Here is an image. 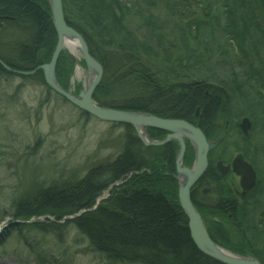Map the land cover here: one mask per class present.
I'll return each mask as SVG.
<instances>
[{
    "label": "trees",
    "instance_id": "obj_1",
    "mask_svg": "<svg viewBox=\"0 0 264 264\" xmlns=\"http://www.w3.org/2000/svg\"><path fill=\"white\" fill-rule=\"evenodd\" d=\"M43 1L39 8L36 3L30 0H0V23L2 25L8 24L7 21L10 22V17H16L17 20H22H19V23L23 22L24 19L25 24L27 22V25L36 31L30 45H21L20 55L7 48L4 52H0V60L6 65L23 71L34 69L38 64L32 53L33 44L45 43L48 48L50 44L45 42V38L44 41L42 40L44 33L48 35V40L49 38L56 39L49 10ZM74 2L78 4L75 8L69 5V0H62L65 19L70 26L83 35L91 54L102 65L105 66L108 61H111L119 71L123 66H128L133 62L134 68L135 65L138 67L135 69L136 72L144 75H149L147 71L155 72L149 78L150 80H147L153 84V91L149 92L152 93V96L148 97V94L143 100H122L115 103L109 95L112 92L110 85L118 82L120 87L124 89L130 85L125 82V76L122 72L114 74L115 77H112L110 85L108 78L104 76L93 93V99L98 104L153 113L166 118H185L186 120L193 117L194 110L198 107L201 126L214 119L219 113L229 115L231 120L245 115L246 111L251 109L254 112V114H250L251 118L254 119L258 114L260 109L252 101H248L250 100L249 97L246 94L236 92L235 88L230 87V84L223 83L221 85V91L229 86L226 90L229 91V96H224L228 100V108L227 104L221 103V97L217 92H210L209 80L212 74H209V77L205 75L206 71L213 69L211 66L208 67V62L205 61L211 58V53L213 54L214 50H211L213 48L206 37L211 35L216 28H221L222 31L226 30L225 35H230L228 40L234 47L235 57L239 58L237 62L246 70L253 65L249 63L248 53L244 48L247 43L246 36L248 33L251 34V30L257 34L252 40H249L250 50L259 51V53L255 51L253 60H250L254 61L255 68L249 70L250 81L248 82L251 87L249 91L252 88L264 90V49L260 53V44L255 45L256 39L264 44L262 38L264 35V16L256 15L258 12L264 15V0L220 2L221 12L217 9L216 13L211 10L215 3L213 0H74ZM157 12L167 14L175 22V36H178L177 40L179 39V51L176 55L170 54L173 46L171 45L172 39L168 37L167 43L170 45L164 47L162 42L165 40L163 39L165 38L164 34H157L159 31L155 26L156 20H154ZM132 14L140 17L139 21L146 32L135 35L125 29L123 19ZM222 16H224L225 22ZM193 34L194 37L191 38ZM159 40L161 41V49H156L154 45H158ZM252 41L254 43H251ZM165 51H167L166 56ZM204 53L208 54V57L204 56ZM63 57V54L60 53L59 65L64 59ZM49 58L48 55L45 62H48ZM217 58L227 62L222 63V65H228V61L223 56L218 55ZM245 65L249 67H245ZM58 66L56 75L57 72L61 73ZM194 68L198 69L200 73L204 71L200 81H192L193 84L186 86L175 83L178 77L185 78L192 75L189 70ZM68 70L69 66L61 73L64 79ZM38 72L37 79L45 87L46 92H53L44 82L42 71L39 70ZM0 73L13 74L1 64ZM14 73L16 74V72ZM16 75L28 78L23 74ZM232 79H236V74ZM63 83L59 81V84L65 89ZM163 86L167 90L163 91ZM260 96L264 101V95ZM235 125L237 126V124ZM123 126L125 132L132 130L128 124H123ZM236 126L231 127L226 137L211 151L210 155L214 160L217 158L230 159L233 151L242 150L240 146H236L239 142L230 141L233 135H237L239 141L241 138L244 139ZM132 138L126 134L123 151L107 161L105 165L100 164L103 171L101 170L100 173H102L97 177L95 176L94 179L91 177V171L84 179L67 186V190L59 191L61 187L54 185L52 189L43 191H41L42 188H38V192L41 191L39 195L32 202L28 200L24 203L22 200L17 204L15 203L13 213L15 212L17 218L22 219H28L32 215H53L59 219L65 215H72L82 208L90 207L100 190L105 189L109 182L120 179L123 174L132 169L138 170L137 166L142 153L145 154L155 149L154 153L157 156L164 157L165 147L169 146L167 144L166 146L149 148L143 146L136 137ZM171 165H173V160ZM213 171L215 172L214 162L209 164L202 180L208 179L210 172ZM159 175L158 172L148 175L149 178L142 185L137 186L134 174L130 180L117 186L101 205L75 218L74 223L79 228V232L86 236L90 246L95 251L101 252L110 261L134 264H222L203 254L193 243L190 238L187 219L180 210L178 202L168 200L166 193L163 192V190H169L171 186L175 187V182L173 183L168 177L167 180ZM131 183H133V187H128ZM217 185L216 192L219 187V184ZM168 186L169 188H167ZM263 189V184L259 182L247 194L243 203L238 204L234 200L229 201L230 207L236 208V212L239 214V217L233 219L243 231L246 249L262 264H264V245L260 246V237L264 238V210L254 220L250 219L249 211L258 207L257 203L261 193H264ZM170 195L172 196V193ZM251 222L254 225L253 228L255 227L254 229ZM34 223L39 226V229L44 228L38 220ZM208 231L211 237L216 240L214 230L208 227ZM218 231L223 233L220 228ZM233 237L237 238L236 235Z\"/></svg>",
    "mask_w": 264,
    "mask_h": 264
},
{
    "label": "rangeland",
    "instance_id": "obj_2",
    "mask_svg": "<svg viewBox=\"0 0 264 264\" xmlns=\"http://www.w3.org/2000/svg\"><path fill=\"white\" fill-rule=\"evenodd\" d=\"M30 1L36 3L39 8L42 5V0ZM44 1L43 3L49 10V16L53 25V15L49 0ZM227 1L228 0H213V3H215L211 10L216 13L218 9L219 12H221L220 2L225 3ZM69 5L73 8L78 6L74 0H69ZM256 15L264 16L261 12H258ZM10 18V22L9 20L7 21L8 24L4 23L2 25L0 23V52H4V50L8 49L10 51L12 50L13 53L17 55H20L22 51L20 50L21 45H30L36 35V31L35 29L30 28L27 25V22L25 24L24 19L23 22L19 23L20 19L17 20L16 17H13L14 19L12 17ZM139 18L138 15L132 14L123 19L125 29L135 35H139L144 31L146 32V29L142 27ZM222 18L225 22L224 16H222ZM154 20H156L155 26L159 31L157 34H164L165 38L163 39L165 40L162 41L164 43L163 46L170 45L167 43V38L169 37L172 39L171 45H173L170 54H178L179 39L177 40L176 38L178 36H175L176 26L174 25L175 22L173 21V18L167 16V14H160L157 12ZM66 23L68 24L67 21ZM76 31L79 32L78 30ZM55 33L56 39L54 40L51 38L48 40V35L46 33H44L42 37L43 41L45 38V42L50 44L48 48L45 43H34V46L32 45V53L37 59L38 65L34 69L29 70L31 73L24 75L28 78L17 76L14 73L17 69L13 68V66L9 69L5 68L7 71L13 72L12 75L0 73V243L4 242L0 245V261H2L0 264H134L106 259L101 252L98 253L90 246L86 236L79 232V228L76 227L74 223L76 217L101 205L106 198L113 193L117 186L125 183V176L113 182H109L113 185L111 186L107 184L108 186L105 190H100V193L97 194L90 207L82 208L74 214L65 215L60 219L53 215L37 216L40 218V221L38 219V222L44 226L43 229H39V226L34 223L36 220H22L20 218L15 219V217H12V214L15 215V212L13 213V205L15 203L17 204L22 200L24 203L28 202V200L29 202H32L37 196V193H40L45 189H52L53 185L55 187H61V183H64V186H70L81 179L88 170H93L98 167L100 168V164L105 165L107 161L123 151L126 134H128L131 139H133L132 137H136V139H138L145 147H160L165 144H168L169 147L172 146L175 150V159L177 158L180 149L179 141L177 139H172L166 143L158 145L151 144V142L146 145L139 138V134L136 132L133 125L128 124L132 130L129 132L126 130L125 132L122 123L100 120L96 116L84 112L69 100L65 101V99L61 97L62 95L57 92L56 94L52 91L46 92L45 87L38 81L36 75L39 73V70H43L40 69L39 66L47 63L45 61L48 59V55L50 57L52 56L58 40L56 30ZM226 33V30L222 31L221 28H216L211 35H207L206 37L213 48L211 50H214L213 54L210 52L211 58L205 61L208 62V67L211 66L213 69L208 70V72L206 71L205 75L209 77V74H212V77H210L209 80L210 92H217L221 97V103L227 104L226 106L228 108V100L224 96H229V91H226L229 86L221 91V85L223 83H227V85L230 84V87L235 88L236 92L244 95L246 94L250 99L248 101H252V103H254L260 110H258L259 112L254 119L250 117L251 113L254 114L252 109L247 110L245 115L234 120H231L227 114L219 113L214 119L205 124L203 130L206 131V140L208 139L207 141L210 140L211 143H215L222 138V135L226 137L229 129L235 127V124H237L236 128L244 139L241 138V141H239L237 135L231 137L230 141L236 140L239 142L236 146H240L242 149L241 151H233L231 157L239 155L242 160L246 159V162L250 164L254 171H256L258 177L255 178L254 186L251 189L246 190L241 185L242 174L236 173L230 163L225 162L224 165L227 166L228 169L224 173L217 165H214L215 175L220 181L217 192H223L224 194L219 197L221 207L219 208L217 206L218 203L215 205L214 202L218 199L219 195L217 196L211 190L212 187L210 186V183L207 184L206 179H204L206 182L205 186L209 190L203 192L205 193V196L200 200L201 202L195 205L192 196H190V199L193 206L198 211L204 225H207L214 230V235H216L215 242L222 250L226 251V253L248 256L252 255V253L246 249L243 231L233 219L239 217V214H237L235 207V209L230 207L229 201L234 200L236 203L238 202V204H241L246 200L241 195L242 191L251 192L259 182L264 186V101L260 96L264 95V90H255L252 88V90L249 91L251 88L250 83L248 82L250 81L248 77L249 70L255 68L254 61L252 62L250 60H253V53L256 51L254 49L250 50L249 40H252L257 34L251 30V34L248 33L246 36L247 43L244 48L248 53L246 54L249 63L253 65H251V67L245 65V67H249L245 70V68L237 62V59L239 58L235 57V51L233 50L234 47L228 40L230 38L228 36L230 35L227 36L225 35ZM193 37L194 34L191 38ZM262 38L264 39V35H262ZM159 42L158 45H154L156 49H159L161 46V41L159 40ZM251 43H254V41ZM259 44V47L261 48L260 53H262L264 44L262 41L256 39L255 45ZM88 49L90 52L89 45ZM256 52L259 53V51ZM60 53L63 54L64 59L59 65L58 56L55 64V71L57 70L58 65V69L61 73L62 71L64 72L65 69H68V66L69 70L65 79L62 77L61 73L59 74L57 72L56 75L55 72L56 80L57 82L61 81L62 83L64 81L63 86L65 87V91L76 97L81 91H84L88 84L89 70L79 49V45L77 48L75 46L73 51L68 46L63 45ZM166 54L167 51H165V56ZM207 55L208 54L204 53V56ZM218 55L223 56L228 61L230 67L227 64L222 65V63L227 62L218 59ZM91 56L103 67L102 77L98 85L104 76L108 78V84L110 85V83H112V77H115L114 74H119L121 72L125 76V82L130 85L126 89L120 87L118 82L110 85L112 87V92L109 95L113 98L114 103L122 100H143V98L146 99L148 94V97L152 96V93L149 92L153 91V84L147 82V80H150L149 78L155 73L154 71H147L149 75L136 72L135 69H138V67L135 65L134 68L133 62V64L131 63L128 66L125 65L121 70L117 71L114 67L116 65L113 62L108 61L104 66L95 56L92 54ZM41 60L42 63H40ZM163 61H165V59H163ZM257 62L256 58V63ZM104 67L106 68L104 69ZM19 71L21 70L19 69ZM189 71L192 75L186 76L184 74L186 77H178V80H176L175 83H179L181 86L193 84L192 81H200V78L204 73V71L203 73H200V71L195 68ZM234 74H236V79L233 80L232 78H234ZM227 75L229 76L226 78L225 76ZM162 90L165 91L167 89L163 86ZM257 94L259 95L258 98ZM98 106L105 105L98 104ZM111 109L126 112L137 111L120 107H111ZM198 111L199 108L196 107L193 117L189 120L190 122L200 123V114ZM146 113L147 112H145V114ZM244 118L250 123V126L246 130V134L240 125ZM184 119L185 118H181L180 120ZM141 128L144 129V132H146L147 135L150 128L155 129L154 127L149 126H141ZM158 130V137H160V134L163 135L164 132H168L164 129ZM181 137L184 140L185 148L184 154L181 158L182 164L180 160L179 165L192 167L196 157V148L189 137L184 134ZM152 139L150 140L159 141L161 137ZM150 140L148 139V141ZM215 148L216 146L210 149L208 154H210ZM152 151L154 153L155 149L150 150L149 153H142L139 158L138 172H141L142 168L152 169V167L155 166H163L162 156L160 155V158V156H156V153L152 154ZM208 167L209 163L207 164V168ZM171 172L169 169H162V176L166 179L168 177L173 183L175 182V188L179 191L180 183L176 176H172L173 174H177V172L173 170ZM133 175L134 173H132V176ZM131 178L132 177H129L127 180H130ZM128 187H133V183ZM38 188H42V190L38 192ZM107 188L109 189L107 190ZM167 188H169V186ZM196 190H198V187L195 186L194 183L190 187L191 195ZM163 192H165V190ZM166 192V196L168 198L171 197L173 201L175 200L174 202H178L180 210L184 213L180 206L179 195L176 194V197L170 195L172 193V186ZM257 206L256 209H250L249 211L251 216L250 219L252 218V220L257 219L258 214L264 210V193H261ZM184 215L185 218L188 219L185 213ZM57 225L59 227H56ZM251 226L252 228L254 226L252 222ZM218 228H220L223 233H220ZM234 235H236V239L233 237ZM260 241V246L264 245L263 237H260ZM236 250L242 253L237 252Z\"/></svg>",
    "mask_w": 264,
    "mask_h": 264
},
{
    "label": "water",
    "instance_id": "obj_3",
    "mask_svg": "<svg viewBox=\"0 0 264 264\" xmlns=\"http://www.w3.org/2000/svg\"><path fill=\"white\" fill-rule=\"evenodd\" d=\"M49 3L53 15V25L58 34V40L50 58V61L44 65L39 66V68L43 69L44 71L43 75L45 83L55 92L77 105L83 111L88 112L101 120L133 125L136 132L139 134V138L146 145H148V143L150 142L151 144L158 145L166 143L171 138L177 139L180 145V149L176 159L178 163L177 170L178 172H181L182 174L186 175V182L184 184L180 183L179 201L182 209L185 210L186 215L188 217L189 232L196 247L207 256L224 264H262L260 260H258L252 255L244 256L235 253H226L224 250H222L209 236L198 211L191 202L190 187L195 183V181L198 180L199 177L203 175L208 164L207 153L216 145L214 143L207 142L200 129L180 119L161 118L151 114H145L140 112H126L107 107L97 106L92 100V95L94 89L101 80L103 67L98 61H96V59L91 56L88 49V45L83 36L66 23L63 15L61 0H49ZM66 36L73 37L77 41L79 49L85 60L86 66L89 70V82L86 85L84 91H81V93L78 94V96L76 97L65 91L62 87H60L55 77L56 60L64 45V38ZM1 64L5 68L9 69V67L3 62H1ZM15 72L21 74L31 73L18 70H15ZM240 125L246 134V130L250 126L249 121L244 118L242 119ZM141 126H149L164 129L171 131V133L168 134L161 141H151L149 137H147L150 140L148 141V139L142 136V134H140L139 132V128ZM180 133H183L184 135L189 137L193 141V144L196 148V157L192 168L180 167L179 165V161L182 158L185 148L184 140L182 139ZM245 162H243L239 157L233 161V166L239 174H242V187L246 190H249L255 184V175L254 170L252 169L250 164ZM217 166L221 169L223 173L226 172L228 169V167H222L220 165Z\"/></svg>",
    "mask_w": 264,
    "mask_h": 264
},
{
    "label": "bare ground",
    "instance_id": "obj_4",
    "mask_svg": "<svg viewBox=\"0 0 264 264\" xmlns=\"http://www.w3.org/2000/svg\"><path fill=\"white\" fill-rule=\"evenodd\" d=\"M64 45H66V46H68L69 48H71L72 49V51H73V48H75V46H76V48H77V41L73 38V37H65L64 38V43H63ZM88 82H89V76H88ZM179 119H181V118H179ZM183 121H186V122H188L189 124H191L192 126H194V127H196V128H198V129H200V131L202 132V134H203V136L205 137V139L207 138V135H206V131L205 130H203V128H205V123H204V125L203 126H201V123H195V122H190L189 120H186V119H184ZM139 132L142 134V136H144L145 138H147V134H146V132H144V129L143 128H139ZM180 135L181 136H183V133L181 134L180 133ZM223 138H224V135H222V138L221 139H219V141L218 142H215L214 144L216 145V146H218L220 143H221V141L223 140ZM208 140V139H207ZM207 142H209V143H211V141L209 140V141H207ZM175 150H174V148L171 146V147H169V146H166L165 147V151H164V157H162V163H163V166L162 167H160V166H156V167H152V169H150V168H142V170H141V172H138L139 171V169L138 170H136V169H132V170H130L128 173H126V174H123L121 177H124L126 180L125 181H127V178H129V177H132V173H134L135 174V183H136V185L137 186H140V185H142L143 183H144V181L145 180H147L149 177H148V175H152V174H154V172L156 171V172H158L160 175H162V169H165V170H170V172L173 170V171H176L177 172V174H173L172 176H176V178L178 179V181H179V183H181V184H184L185 182H186V175H184V174H182L181 172H178V170H177V165H178V163H177V158L175 159ZM184 154V153H183ZM161 158V157H160ZM236 158H239V155L238 156H236V157H231L230 159H226V160H224V159H221V158H217L216 160H214V158H212L211 157V155L210 154H208L207 153V162L209 163V164H211V163H213L214 162V165H220V166H222V167H227V166H225L224 164H225V162L226 163H230L231 165H232V168H233V170H235L234 169V166H233V161L236 159ZM113 159V158H112ZM241 159V158H240ZM244 159V158H243ZM111 160V159H110ZM172 160H176V161H174L173 163H175V170H174V166L173 165H171V161ZM242 160V159H241ZM243 162H245L246 161V159L245 160H242ZM246 163V162H245ZM181 164H182V160H181ZM138 168H139V164H138V166H137ZM180 167H187V166H180ZM155 168V169H154ZM187 168H192V167H187ZM172 169V170H171ZM207 167H206V169H205V171H204V173H203V175L205 174V172L207 171ZM103 171V169L102 168H96V169H93V170H88L86 173H85V175L84 176H82L81 177V179H79V180H82V179H84V177L85 176H87L91 171V177L94 179V177L95 176H98V175H100L101 173H100V171ZM152 170V171H151ZM104 172H106V171H104ZM151 172V173H150ZM235 172L236 173H238V171H236L235 170ZM172 173V172H171ZM218 174V173H217ZM140 175H142V177H140L139 178V176ZM146 175V176H145ZM159 175V176H160ZM169 175H171V174H169ZM203 175L201 176V177H203ZM210 176H209V179L210 180H212L211 178H214L213 180H212V182H210L211 184V190L218 196V199H216V201L214 202L215 203V205L217 204V206L220 208L221 206H220V198L219 197H221L222 195H224L223 194V192H216V188H217V184H219L220 183V181H219V178H217V176L215 175V172L213 171V172H210V174H209ZM254 175H255V178H257L258 177V175H257V173H256V171H254ZM201 177H199L198 178V180L197 181H195V186H198V184H202L203 182H204V180H202V178ZM140 179V180H139ZM218 182V183H217ZM109 185H113V184H110V183H108ZM108 186V185H107ZM106 186V187H107ZM110 187V186H109ZM111 188V187H110ZM68 188L66 187V186H64V183L62 184L61 183V188H59V191L60 190H67ZM109 188H107V190H108ZM166 189V188H165ZM103 190H105V189H103ZM164 191V190H163ZM167 191V189L165 190V192L164 193H167L166 192ZM244 192V191H243ZM225 193V192H224ZM176 194H178L179 195V191H177L176 190V188L173 186L172 187V195H173V197H176ZM37 195H39V193H37ZM190 196H191V192H190ZM203 198V197H202ZM201 197H199V199L201 200L202 199ZM168 200H170V201H173V199H171V197H169L168 198ZM175 201V200H174ZM181 206V205H180ZM9 209V208H8ZM183 211H184V213L186 214V212H185V210L184 209H182ZM12 217H15V219H17V214L15 213V215H13L12 214ZM19 219V218H18ZM20 219H22V218H20ZM29 219H33V220H38L39 219V221H40V218L39 217H37V216H35V215H32V217H30V218H28V219H22V220H29ZM187 225H188V219H187ZM189 229V228H188ZM190 233V232H189ZM190 238H191V234H190ZM191 240H192V238H191ZM193 241V240H192ZM4 243V242H3ZM3 243H0V245L1 244H3ZM194 243V242H193ZM220 247V246H219ZM226 252V251H225ZM203 253V252H202ZM204 254V253H203ZM1 255V254H0ZM206 255V254H205ZM207 256V255H206ZM2 261H0V263H1Z\"/></svg>",
    "mask_w": 264,
    "mask_h": 264
},
{
    "label": "flooded vegetation",
    "instance_id": "obj_5",
    "mask_svg": "<svg viewBox=\"0 0 264 264\" xmlns=\"http://www.w3.org/2000/svg\"><path fill=\"white\" fill-rule=\"evenodd\" d=\"M168 132H164V134L162 135V134H160V137H161V139L163 138V137H165V135L167 134ZM148 134L150 135V136H152L153 138H160V137H158V135H159V130L158 129H152V128H150L149 129V132H148ZM167 144H165L164 146H166ZM149 153V152H148ZM152 154H154L153 152H152ZM153 156V155H152ZM157 156V155H156ZM173 162H174V160H173ZM171 163V162H170ZM173 166H174V163H173ZM174 168V170H175V167H173ZM206 181H207V184H209L210 183V179L208 178V179H206ZM205 184H206V182H203L202 184H198V190H196V191H194V193L191 195L192 196V199H193V202L195 203V205H197V203H200L201 201H200V199H199V197H203V196H205V193H203L204 191H208L209 189L205 186ZM197 189V188H196ZM249 193V191H246V192H244L243 193V191L241 192V195H242V197L243 198H245L246 197V195Z\"/></svg>",
    "mask_w": 264,
    "mask_h": 264
}]
</instances>
